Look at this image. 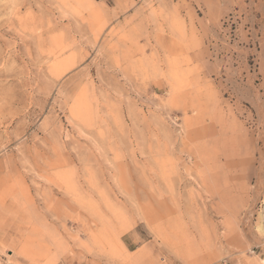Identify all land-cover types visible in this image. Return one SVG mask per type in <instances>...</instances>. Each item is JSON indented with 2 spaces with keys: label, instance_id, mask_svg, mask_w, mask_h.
Returning a JSON list of instances; mask_svg holds the SVG:
<instances>
[{
  "label": "rangeland",
  "instance_id": "obj_1",
  "mask_svg": "<svg viewBox=\"0 0 264 264\" xmlns=\"http://www.w3.org/2000/svg\"><path fill=\"white\" fill-rule=\"evenodd\" d=\"M0 264H264V0H0Z\"/></svg>",
  "mask_w": 264,
  "mask_h": 264
},
{
  "label": "bare ground",
  "instance_id": "obj_2",
  "mask_svg": "<svg viewBox=\"0 0 264 264\" xmlns=\"http://www.w3.org/2000/svg\"><path fill=\"white\" fill-rule=\"evenodd\" d=\"M258 229H261V228H258Z\"/></svg>",
  "mask_w": 264,
  "mask_h": 264
}]
</instances>
